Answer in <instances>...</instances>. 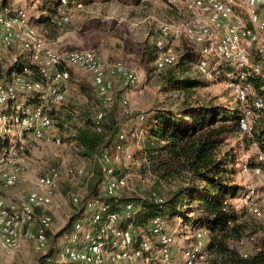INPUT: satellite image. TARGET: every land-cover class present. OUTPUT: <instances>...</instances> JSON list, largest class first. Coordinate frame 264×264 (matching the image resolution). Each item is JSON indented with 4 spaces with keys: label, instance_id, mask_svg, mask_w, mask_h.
<instances>
[{
    "label": "built area",
    "instance_id": "1",
    "mask_svg": "<svg viewBox=\"0 0 264 264\" xmlns=\"http://www.w3.org/2000/svg\"><path fill=\"white\" fill-rule=\"evenodd\" d=\"M166 1L179 17L159 27L154 42L155 69L163 71L178 63L180 43L186 42L200 53L197 73L207 81L225 82L239 104V131L252 139V156L241 172L247 185L232 204L255 220H262L264 133L259 132V126L264 128V0ZM60 8L57 24L62 26L71 20L74 11L84 10L85 3L60 0ZM12 47L22 50L28 64L21 73L0 83V128H5L6 133L11 130L9 125L17 129L10 138L8 134L4 139L0 137V191L16 185L27 140H50L52 113L66 101L71 68L92 77L103 108L95 116L98 133H103L101 123L114 107L116 79L128 86L139 83L136 71L122 63L107 66L95 51L59 52L33 25L24 8L0 11V50ZM28 96L38 98L39 102L25 103ZM128 105V99H123L125 113ZM54 141L60 143L59 139ZM115 152L116 157L107 150L97 156L105 197L109 199L120 198L128 189L127 176L115 166L120 154L129 161L134 159L127 148L126 134L118 136ZM69 173L83 176L85 168H72ZM59 181V170L50 168L38 179L36 189L22 200L9 201L0 196V236L7 250L14 251L29 243L37 253L48 254L53 225L51 209ZM151 198L156 203L164 202L156 192L151 193ZM81 200L80 195L72 196L76 206ZM85 206L83 217L76 219L68 241L51 264H205L213 257L207 250L210 231L205 228L196 230L190 245L179 250L175 233L169 230L164 218L151 219L146 228L133 227L140 210L134 203L119 211L100 200L87 201ZM245 242L243 239L239 244Z\"/></svg>",
    "mask_w": 264,
    "mask_h": 264
},
{
    "label": "rangeland",
    "instance_id": "2",
    "mask_svg": "<svg viewBox=\"0 0 264 264\" xmlns=\"http://www.w3.org/2000/svg\"><path fill=\"white\" fill-rule=\"evenodd\" d=\"M47 1L49 0H0V11L4 8L26 9L33 25L59 52L95 51L107 66L122 63L127 69L138 73L139 83L136 86H128L123 81L116 79L113 92L114 105L118 108L115 129L126 134L127 148L134 155V159L131 161L121 154L115 160V166L123 171L128 178V189L122 193L121 197H146L153 192H159L166 196L171 190L167 186L168 184H158L157 176L151 172L146 173L136 160L135 156H138L142 141L141 135L136 134L135 131L137 129L135 113L147 111L163 103L178 106L184 102H215L231 112H236L239 108L236 98L223 80H204L197 73V62L191 65L186 61L183 62V56L189 51H193L187 47L186 42L180 43L177 65L164 71L155 69L154 61L148 59V54L150 51L155 53L154 42L159 36V27L162 23L176 20L179 17L177 13L172 15L173 9L166 0H141L139 2L136 0L107 2L94 0L92 3L85 4L87 7L84 10L72 13L71 20L66 23L67 25L58 26L55 24L52 28H47L39 21L42 19V6ZM145 51H147L146 54ZM21 56H24V53L16 47L0 50V62L4 66H10L15 62V58ZM83 72L80 69L71 68L72 77L67 85L64 104L75 101L81 106L90 102L93 106L98 107L93 113L94 116L97 109L101 111L103 108L99 104L100 100H96L91 79L86 72ZM170 75L176 79H195L202 85L186 93L162 92V86L167 81V76ZM72 78H78L81 81L76 83ZM32 99V96H28L23 101L29 103ZM123 99L129 101L128 113H125V108L121 106ZM114 109L115 106L112 110ZM107 114H110V111ZM94 117L92 118L94 119ZM58 124V120L54 122L52 130L49 132V141L33 138L27 140L24 162L20 165L16 185L11 188H2L0 191L1 197L9 201H20L36 189L38 179L48 169L57 168L59 170V189L55 204L51 209L53 225L49 232V239L54 251L61 249L68 241L70 234L69 232L63 233V231L70 221L74 225L77 218L83 217L89 183L94 178L96 179L98 173L100 174L98 178L102 179L103 177L99 159L83 157L75 143L70 141L77 128L83 126L81 120L74 118L64 127H60ZM220 125L221 123L217 126ZM224 125L229 126L226 148L234 147L240 150L241 158L247 162L252 156L249 142L238 129L232 128L233 123L229 122ZM8 128L11 129L9 133H6L5 128H0L2 139L7 137L6 134L10 138L17 131L15 126L9 125ZM57 139L60 140V143L54 141ZM113 145L114 143H108L106 147L109 154L116 157ZM76 167L85 168V175H71L69 170ZM245 177L244 173L238 171L237 182L243 186L247 185ZM100 188L103 196L105 194L103 183ZM73 195L81 196L82 200L79 206L72 202ZM239 210L242 211V209ZM166 222L169 230L175 233L179 250L187 248L195 232L193 227L184 221L173 223L166 220ZM243 222L247 229L245 232L247 244L242 251L252 256L264 242V219L255 220L246 214ZM42 256L45 255L37 253L29 243L23 244L21 248L14 251L7 250L0 236V264H40ZM238 259L240 260V257ZM233 262L228 258L216 260L213 256L205 264H233Z\"/></svg>",
    "mask_w": 264,
    "mask_h": 264
},
{
    "label": "trees",
    "instance_id": "3",
    "mask_svg": "<svg viewBox=\"0 0 264 264\" xmlns=\"http://www.w3.org/2000/svg\"><path fill=\"white\" fill-rule=\"evenodd\" d=\"M82 1L87 4L92 0ZM139 1L141 0H136ZM42 7V19L39 21L47 28H52L56 24L53 20L60 8V0H49ZM196 49L186 53L183 62L190 65L198 62L200 53ZM148 57L150 61H155L156 54L150 51ZM26 64L25 54L10 66H4L0 62V83L9 81L15 73H21ZM201 85L195 79H176L170 75L162 86V92L186 93ZM94 94L99 101L95 88ZM32 97L29 104H37L38 98ZM64 103L52 113L54 122L58 120V125L64 127L74 118L81 120L83 126L77 128L70 141L75 143L83 157L96 159L102 150H107L108 143H114L113 146L116 147L117 138L122 134L115 129L118 110L116 105L101 123L103 133H98L94 116L100 110L97 109L93 116L97 106L90 102L81 106L75 101L66 105ZM135 115V131L141 135L142 141L136 160L146 173L151 172L157 176L158 184H168L171 190L166 196L157 192L163 198V203H156L151 198V193L146 197L109 199L105 194L102 196L100 186L103 177L98 178V173L96 179L89 183L86 202L105 201L113 211L122 210V206L134 203L140 207L132 222L135 228H146L149 221L157 216L173 223L184 221L193 227V231L206 228L210 231L207 250L216 260L228 258L231 262L234 261L233 264H264V242L252 256L242 251L247 244V241L242 246L239 244L247 238L243 222L247 213L232 204V200L245 190V186L237 182L236 175L238 171L242 172V166L246 162L241 158L240 150L226 148L229 126L224 124L231 122L234 124L232 128L239 130L238 110L231 112L215 102H184L178 106L163 103ZM219 123L221 125L217 126ZM259 132L264 133V128L259 126ZM245 138L251 145L252 139L248 136ZM225 202L228 204L225 205ZM83 209H86L85 205ZM73 227L70 221L63 233L71 234ZM59 251L60 249L54 251L51 246L48 254L40 259V264H51ZM244 254L248 257L244 258Z\"/></svg>",
    "mask_w": 264,
    "mask_h": 264
},
{
    "label": "crops",
    "instance_id": "4",
    "mask_svg": "<svg viewBox=\"0 0 264 264\" xmlns=\"http://www.w3.org/2000/svg\"><path fill=\"white\" fill-rule=\"evenodd\" d=\"M94 0H92L91 1V3L93 2ZM85 7H87V5L85 6ZM62 11H61V8H59L58 9V11H57V14L54 16V22L56 23V25H58L57 24V20H58V17H59V14L61 13ZM75 12H78V11H74L73 13H75ZM176 14V12L173 10V13H172V15H175ZM63 25H67V24H63ZM59 26V25H58ZM187 45V47H189L190 49H196L194 46H192V45H189V44H186ZM15 47H12L11 49H14ZM16 48H18V47H16ZM197 50V49H196ZM70 51H76V50H70ZM145 54L147 53V51H145L144 52ZM15 61H16V58L14 59ZM76 71H78V70H76ZM79 73H82V72H79ZM84 73V72H83ZM87 74V73H86ZM88 76H89V79H91V84L93 85V83H92V77L89 75V74H87ZM72 80L74 81V82H76V83H80V79H78V78H72Z\"/></svg>",
    "mask_w": 264,
    "mask_h": 264
}]
</instances>
